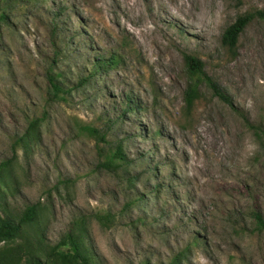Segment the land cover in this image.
Instances as JSON below:
<instances>
[{
  "label": "rangeland",
  "instance_id": "rangeland-1",
  "mask_svg": "<svg viewBox=\"0 0 264 264\" xmlns=\"http://www.w3.org/2000/svg\"><path fill=\"white\" fill-rule=\"evenodd\" d=\"M258 11L264 0H0V164H9L0 216L39 210L0 252L31 246L47 256L73 235L96 264H170L180 254L181 264H264V235L235 229L237 216L264 212V158L242 117L206 86L188 108L184 60L201 59L264 125V21L235 49L223 43L239 16ZM112 57L118 65L85 81ZM51 70L72 90L65 100L54 98ZM119 144L129 165L104 168Z\"/></svg>",
  "mask_w": 264,
  "mask_h": 264
},
{
  "label": "trees",
  "instance_id": "trees-1",
  "mask_svg": "<svg viewBox=\"0 0 264 264\" xmlns=\"http://www.w3.org/2000/svg\"><path fill=\"white\" fill-rule=\"evenodd\" d=\"M257 18L264 21V11H258L256 13H248L239 16L235 23L231 24L224 32V45L229 47L231 50L235 49L237 47L240 35L244 32L246 27ZM184 60L187 66V71L190 75V81L185 93L188 108H191L199 99L200 88L202 86H206L215 97L228 104L234 112L242 117L245 125L252 132L257 142L259 152L264 158V125L255 124L250 119H248L242 111L235 107L232 99L223 91L218 83L215 82L206 73L204 63L201 59L196 56L186 54L184 56ZM109 63L112 66H116L119 63V59L117 57H112L109 61L103 60L100 63V66H96V68L94 69L95 73H91L90 76H87L85 81L89 82L91 79H93V77H96L97 74L104 73L109 66ZM60 78L61 77L59 76V74H55L52 70L48 72V80L53 90L54 98L65 100L66 98L63 95L71 94L72 90H66ZM129 110L134 112L135 108L130 107ZM86 130L96 135H99L100 133L98 130L90 127H87ZM100 139L104 142H107L106 135H101ZM116 159L122 160L126 164H115ZM129 163L130 161L126 159L124 153V144H119L117 145L113 155L107 160V162L102 164V166L104 168L113 170L117 167H122L123 165L128 166ZM8 169L9 164L5 162L0 164V180L4 175L8 173ZM150 170L151 173L160 175L159 166H150L149 171ZM153 174H151V177H154ZM155 178L158 177L155 176ZM160 193V184L157 183L152 188L151 194L153 196H157L160 195ZM144 199V195H141L138 196L137 201L138 203H142ZM38 216L39 210L36 205L28 206L25 211L18 217V219L5 211V215L0 216V242L17 238L22 233V227L26 224L32 223ZM239 216H242V218ZM239 216H237L239 220L236 222L235 227L238 234H249L251 236L264 235L263 211L255 208L252 209L249 213ZM192 243L194 245H200V240L198 239V237L193 236ZM63 246H70L71 252H68L67 254H61L58 250ZM39 248L28 246V250L10 248L2 251L0 252V264H96L94 263V261H92L87 253L83 237L68 235L56 246L46 247L49 249L47 256H43L42 250H40ZM181 256H183V254L175 256L170 264H181L183 261V258H181ZM143 264L152 263L150 261H146Z\"/></svg>",
  "mask_w": 264,
  "mask_h": 264
}]
</instances>
